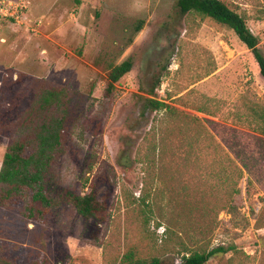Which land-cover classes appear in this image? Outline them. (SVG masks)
<instances>
[{"label":"rangeland","instance_id":"374dc122","mask_svg":"<svg viewBox=\"0 0 264 264\" xmlns=\"http://www.w3.org/2000/svg\"><path fill=\"white\" fill-rule=\"evenodd\" d=\"M175 1L24 0L23 25L0 28V164L32 82L68 87L66 152L50 180L75 193L87 182L107 202L103 223L62 205L48 225L1 226L50 264H118L130 250L178 264L217 247L233 250L206 264H264V137L248 117L264 80L231 30ZM221 1L264 55V0ZM126 59L132 70L106 94ZM154 84L165 109L146 107Z\"/></svg>","mask_w":264,"mask_h":264},{"label":"trees","instance_id":"16d2710c","mask_svg":"<svg viewBox=\"0 0 264 264\" xmlns=\"http://www.w3.org/2000/svg\"><path fill=\"white\" fill-rule=\"evenodd\" d=\"M174 5L182 16L196 13L231 30L253 54L264 80V55L259 40L237 11L221 0H176ZM132 66V60L126 59L112 67L108 73L106 94H111L114 85L132 70ZM31 86L32 101L10 125L11 137L0 164V264H50L45 257L40 258L37 252L26 249L23 238L11 237L2 230L4 223L14 224L12 219L15 216L23 223H33L34 228L48 225L62 205L72 207L83 219H93L97 223L105 222L108 217L106 199L93 185L86 182L84 187L89 191L75 193L59 190L50 180L52 170L66 152V122L74 91L45 80L33 81ZM157 86H152L146 99V107L156 111L166 108L152 96ZM6 97L4 90L0 89V104ZM248 111L251 128L264 137V103L251 106ZM9 236L18 243L9 242ZM35 244L40 250L45 247L42 242ZM231 250L230 247H217L210 252H192L182 257L178 264H206L211 257ZM118 264L164 263L156 257L140 258L130 250Z\"/></svg>","mask_w":264,"mask_h":264},{"label":"built area","instance_id":"2783aa9c","mask_svg":"<svg viewBox=\"0 0 264 264\" xmlns=\"http://www.w3.org/2000/svg\"><path fill=\"white\" fill-rule=\"evenodd\" d=\"M26 11L24 0H0V28L5 23L23 25V15Z\"/></svg>","mask_w":264,"mask_h":264}]
</instances>
